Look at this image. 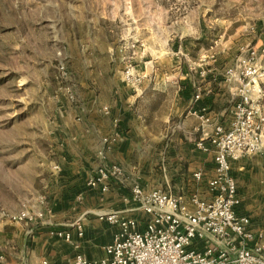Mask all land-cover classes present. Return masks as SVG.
Returning <instances> with one entry per match:
<instances>
[{
  "label": "rangeland",
  "instance_id": "374dc122",
  "mask_svg": "<svg viewBox=\"0 0 264 264\" xmlns=\"http://www.w3.org/2000/svg\"><path fill=\"white\" fill-rule=\"evenodd\" d=\"M166 41L221 65L254 48L264 116V0H0V264H28L32 234L90 215L60 193L82 158L78 106L123 81L124 57L134 66L144 44L164 51Z\"/></svg>",
  "mask_w": 264,
  "mask_h": 264
},
{
  "label": "crops",
  "instance_id": "0c3cea01",
  "mask_svg": "<svg viewBox=\"0 0 264 264\" xmlns=\"http://www.w3.org/2000/svg\"><path fill=\"white\" fill-rule=\"evenodd\" d=\"M145 45H141L138 64L133 66V71L143 76L136 91L119 80L107 95H102V86H98L90 99L78 106L74 133L82 158L67 164L63 180L70 188L60 193L73 204L69 211L90 214L79 219L82 235L72 223L54 228L69 232V240L53 233L52 228L40 229L32 239H26L31 245L28 264H72L78 253L99 260L117 226H103L98 214L121 211L147 219L132 206L131 188L135 184L144 191L157 189L181 195L189 210H193L189 200L192 193L209 196L206 181L214 176L213 152L197 148L196 142L211 131L212 124L202 126L190 110L199 103L195 95L202 93L201 101L209 106L212 120L230 124L237 84L223 78L229 65L219 64V56L214 55L191 59L184 41H166L162 44L164 51H153ZM258 94L254 89L252 98L255 100ZM100 165H117L120 169L104 194L86 187L87 176ZM195 172L202 176L198 182L193 178ZM231 173L241 199L238 214L249 217L256 241L264 242V150L232 160ZM78 194L81 204L74 201ZM203 245L198 241L193 247L202 250Z\"/></svg>",
  "mask_w": 264,
  "mask_h": 264
},
{
  "label": "built area",
  "instance_id": "2783aa9c",
  "mask_svg": "<svg viewBox=\"0 0 264 264\" xmlns=\"http://www.w3.org/2000/svg\"><path fill=\"white\" fill-rule=\"evenodd\" d=\"M131 58H123L122 77L136 91L143 76L133 71ZM260 69L254 48L240 53L224 69L225 81L237 84L228 126L219 119L212 120L209 106L201 101L202 93L194 97L199 103L190 112L202 126L212 124L211 131L196 142L197 148L213 152L214 176L206 181L209 196L192 193L189 200L193 210H189L181 195L157 189L144 191L135 184L131 188L132 206L147 219L121 211L98 214L99 219L117 226L111 242L104 247L99 260L78 253L72 264H264V242L256 241L249 217L238 214L241 199L231 173L232 160L264 150V116L252 98L254 89L260 91ZM119 174L117 165H100L87 178L86 187L104 194L109 190V182ZM193 178L200 181L201 173H193ZM11 218L18 221L27 215L20 213ZM72 225L81 236L80 220ZM57 235L70 239L67 231H58ZM198 241L204 243L202 250L193 247Z\"/></svg>",
  "mask_w": 264,
  "mask_h": 264
}]
</instances>
